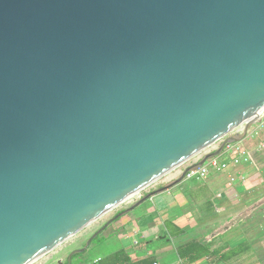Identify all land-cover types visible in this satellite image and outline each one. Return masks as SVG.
Masks as SVG:
<instances>
[{
    "label": "water",
    "instance_id": "water-1",
    "mask_svg": "<svg viewBox=\"0 0 264 264\" xmlns=\"http://www.w3.org/2000/svg\"><path fill=\"white\" fill-rule=\"evenodd\" d=\"M263 108L264 0H0V264L34 263L246 124L124 213L174 188Z\"/></svg>",
    "mask_w": 264,
    "mask_h": 264
},
{
    "label": "crops",
    "instance_id": "crops-1",
    "mask_svg": "<svg viewBox=\"0 0 264 264\" xmlns=\"http://www.w3.org/2000/svg\"><path fill=\"white\" fill-rule=\"evenodd\" d=\"M253 181L256 185V178ZM247 190L241 183L230 185L226 193L219 194V205L215 197L214 204L207 198L197 199L198 192L190 196L178 184L119 220H110L100 235L101 242L84 251L82 264H97L119 251L127 253L130 264H264V250L259 246L261 222L251 212H231L238 209L239 197ZM194 241L208 246V255L196 261L181 259L178 247ZM250 259L255 261L250 263Z\"/></svg>",
    "mask_w": 264,
    "mask_h": 264
},
{
    "label": "rangeland",
    "instance_id": "rangeland-1",
    "mask_svg": "<svg viewBox=\"0 0 264 264\" xmlns=\"http://www.w3.org/2000/svg\"><path fill=\"white\" fill-rule=\"evenodd\" d=\"M260 118L259 122L249 126L248 134L243 141L229 145V148H226L227 150L225 149L220 156L216 157L219 161L227 160L230 162V168L228 170L216 171L211 169L206 179L196 180L186 178L179 185L184 191L189 192L190 196H193V192L196 191L198 192L197 199L207 198L209 199L208 201L214 204L215 201L213 198L215 197V200L219 204L221 202V198L219 197L221 192L226 193L227 188L230 189V185H236V183L243 184L248 190L245 194H242V196L239 197L242 201L238 205V209H231V212L238 215H248L251 212L252 218H257L258 221L261 222L259 227L263 231L260 233L261 241L259 246L264 250V229L261 227L262 224L264 225V111ZM245 129L246 124L240 126L227 137L217 141L204 151L196 154L184 164L160 177L155 182L142 189L138 194L109 211L32 264H58L59 261L65 264L72 252L85 248L90 238L110 220H113L117 214L130 209L146 195L179 179L188 167L201 162L205 155L218 150L226 138L229 136H235L236 134L243 136ZM237 152H240L237 157L242 154L241 152H246L250 157V162L246 165L239 166H235L233 163L231 164L232 158ZM255 178L257 180L256 185H254L253 181ZM84 254L85 252H83L80 257L75 258L74 260L72 259L73 264H82ZM261 257L262 260H264V255ZM250 261V263H252L255 260L250 259Z\"/></svg>",
    "mask_w": 264,
    "mask_h": 264
},
{
    "label": "trees",
    "instance_id": "trees-1",
    "mask_svg": "<svg viewBox=\"0 0 264 264\" xmlns=\"http://www.w3.org/2000/svg\"><path fill=\"white\" fill-rule=\"evenodd\" d=\"M125 211H123L121 213H124ZM120 218H121V216L119 213L116 215V217L113 218L112 221H117ZM105 227L106 226H104L103 228L100 229L98 235L93 239L92 243H100L101 242L100 235L105 230ZM261 227L264 229L263 224ZM180 235H183V233H181ZM177 251H178V255L181 259H188L190 261H196V260L208 255L209 247L206 245H202L197 241H194V242L186 243L182 246H179ZM81 255H82V253L74 254L73 260L75 258L80 257ZM71 264H73V262ZM97 264H130V260H129L127 253L125 251H119V252H116L115 254L105 258L104 260L97 262ZM141 264H152V263H151V261H143Z\"/></svg>",
    "mask_w": 264,
    "mask_h": 264
},
{
    "label": "built area",
    "instance_id": "built-area-1",
    "mask_svg": "<svg viewBox=\"0 0 264 264\" xmlns=\"http://www.w3.org/2000/svg\"><path fill=\"white\" fill-rule=\"evenodd\" d=\"M226 148L228 149L229 146ZM241 153L242 154L238 157H237V155H239L240 152L239 153L237 152L233 156L231 164L233 163L235 166H239V165H246L250 162V157L246 154V152H241ZM229 168H230V162L229 161H227V160L219 161V159H217V158H212V159H209L202 167L191 170L187 174L186 178L187 179H196V180L206 179L208 174L210 173L211 169L216 170V171H225V170H228Z\"/></svg>",
    "mask_w": 264,
    "mask_h": 264
},
{
    "label": "bare ground",
    "instance_id": "bare-ground-1",
    "mask_svg": "<svg viewBox=\"0 0 264 264\" xmlns=\"http://www.w3.org/2000/svg\"><path fill=\"white\" fill-rule=\"evenodd\" d=\"M263 111H264V108L261 109L260 111H258L253 117H251L250 120H255V121H256V120L261 119L260 117L262 116ZM193 157H194V156H193ZM191 158H192V157H191ZM191 158H190V159H191ZM190 159H188V160H190ZM188 160H187V161H188ZM185 162H186V161H185ZM185 162H184V163H185ZM184 163H182V164H184ZM182 164H180V165H182ZM180 165H178L177 167H179ZM177 167H175V168H177ZM175 168H174V169H175ZM174 169H172V170H174ZM172 170H171V171H172ZM171 171H169V172H171ZM169 172H168V173H169ZM166 174H167V173H166ZM154 182H155V181H154ZM138 193H139V192H138ZM138 193H134V194L131 195L130 197L126 198L123 202L127 201L128 199L132 198L134 195H136V194H138ZM123 202H122V203H123Z\"/></svg>",
    "mask_w": 264,
    "mask_h": 264
},
{
    "label": "flooded vegetation",
    "instance_id": "flooded-vegetation-1",
    "mask_svg": "<svg viewBox=\"0 0 264 264\" xmlns=\"http://www.w3.org/2000/svg\"><path fill=\"white\" fill-rule=\"evenodd\" d=\"M67 262H68V260H67ZM67 262H65V264H67Z\"/></svg>",
    "mask_w": 264,
    "mask_h": 264
}]
</instances>
